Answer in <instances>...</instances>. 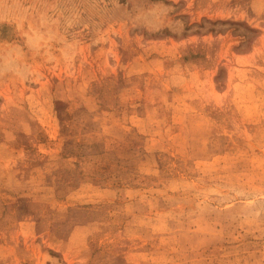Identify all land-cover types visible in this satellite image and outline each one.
Returning a JSON list of instances; mask_svg holds the SVG:
<instances>
[{"label": "rangeland", "instance_id": "obj_1", "mask_svg": "<svg viewBox=\"0 0 264 264\" xmlns=\"http://www.w3.org/2000/svg\"><path fill=\"white\" fill-rule=\"evenodd\" d=\"M0 264H264V0H0Z\"/></svg>", "mask_w": 264, "mask_h": 264}]
</instances>
